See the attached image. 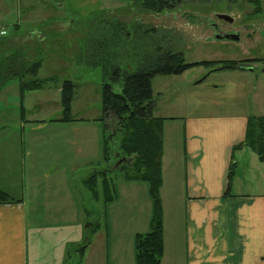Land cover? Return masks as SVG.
I'll use <instances>...</instances> for the list:
<instances>
[{
  "label": "rangeland",
  "instance_id": "rangeland-1",
  "mask_svg": "<svg viewBox=\"0 0 264 264\" xmlns=\"http://www.w3.org/2000/svg\"><path fill=\"white\" fill-rule=\"evenodd\" d=\"M57 2L29 0L26 5L24 0H0L1 172L9 165L13 178L15 170L19 181L23 177V191L31 202L27 205L30 225L84 222L92 248L83 264H99L105 223L118 219L125 224L130 212L127 207L142 205L145 211L143 204H147L148 210L152 208L147 183L127 182L130 171L117 169L120 163H128L126 159L118 163L116 157L119 133L111 132V155L103 161L107 135L100 120L103 85L109 83L114 92L121 93L124 73L143 66L157 46L181 50L186 62L239 60L248 55L264 59V0L260 13H255V6L247 0H185L161 12L146 11L135 0H66L64 7ZM217 13L229 14L234 20L219 19ZM189 15L199 16L203 22ZM211 22L223 31H236L242 39L213 38ZM250 34L258 37L246 38ZM38 60L37 74H30ZM116 69L121 76L113 80ZM214 69L196 65L178 74L157 73L151 78L153 114L169 121L162 131L165 175L177 170L182 177L183 135L178 130L189 116L264 112L263 60L233 72ZM16 71L23 74L25 82L53 80L43 88L22 92L19 79L13 76ZM66 80L74 85L73 120L67 122L56 120L63 116L61 87ZM94 171L106 174L111 201L91 197L84 181ZM139 185L144 188L139 201L133 202ZM20 189L19 185L13 188L15 192ZM99 191L103 193L102 183ZM138 218L132 214V219ZM131 220L128 222L133 225ZM92 223L99 224V231L92 230ZM68 254L66 264L78 261L77 246Z\"/></svg>",
  "mask_w": 264,
  "mask_h": 264
},
{
  "label": "crops",
  "instance_id": "crops-1",
  "mask_svg": "<svg viewBox=\"0 0 264 264\" xmlns=\"http://www.w3.org/2000/svg\"><path fill=\"white\" fill-rule=\"evenodd\" d=\"M28 1L24 0V4L28 5ZM57 3L64 7L66 0ZM256 37L250 34L246 38ZM241 39L242 36L238 41ZM243 59L264 61L251 55ZM250 116H264V112L205 113L182 121L178 130L183 135L182 177L177 170L165 175L166 165L161 159L163 250L159 264H264V161L248 147L232 149L243 141ZM166 121L165 118L164 125ZM164 147L165 141L162 150ZM231 160L235 168L229 184ZM2 167L0 155V190L20 201L0 203V264H66L69 249L81 243L88 226L79 220L72 225L63 222L30 225L27 205L31 202L23 191V177L19 181L16 170L13 178L10 166L6 165V171L4 167L1 172ZM18 185L22 189L15 192L13 188ZM142 188L139 185L137 197L131 201H139ZM143 205L145 211L142 205L136 209L127 207L128 221L132 214L139 216L138 220H131L133 225L118 219L105 223L99 264H135L133 236L151 228L152 208L148 210L149 205ZM92 224L99 231V224ZM90 248L91 242L83 260Z\"/></svg>",
  "mask_w": 264,
  "mask_h": 264
},
{
  "label": "trees",
  "instance_id": "trees-1",
  "mask_svg": "<svg viewBox=\"0 0 264 264\" xmlns=\"http://www.w3.org/2000/svg\"><path fill=\"white\" fill-rule=\"evenodd\" d=\"M185 0H135V3L146 11L161 12L170 9ZM236 2L237 0H223ZM255 6V13H260L262 0H247ZM146 62L138 70L124 73L122 91L116 93L112 86L106 83L102 87V117L106 134L103 144V161H108L111 155L112 131L119 133L118 151L116 157L128 160V163H120L117 169L126 168L130 172L128 179L140 180L147 183L152 200L151 228L146 233L135 235V264H159L163 250V217L160 199L162 184L161 156L163 147V125L165 118L154 116L155 101L152 94L151 78L157 74H178L185 69L196 66H214L217 70L244 68L256 59H228V60H200L186 62L184 53L174 48L156 47V53L147 56ZM41 61L38 60L30 69L29 73L36 75ZM20 81V90L25 92L31 89L43 88L50 84L53 79H33L25 82L22 73L14 72ZM121 76L120 70L116 69L112 79L117 80ZM8 79V78H7ZM52 79V80H51ZM73 83L70 80L63 82L61 87V104L63 116L60 121H72L70 115ZM110 132V133H109ZM243 146L252 149L260 161H264V116H250L247 120L245 137L241 143L232 147L233 151ZM117 162V161H116ZM115 162V163H116ZM130 166H129V165ZM235 162L231 160L228 169L229 184L232 179ZM104 171V170H102ZM103 173V172H101ZM94 171L86 179L85 185L94 200L103 199L109 202L113 199L112 188L109 185L106 174ZM103 186L100 194L99 185ZM20 199L10 197L0 190V203H17ZM96 229L93 227L92 229ZM90 243L89 232L77 246L78 261L80 264L85 250Z\"/></svg>",
  "mask_w": 264,
  "mask_h": 264
},
{
  "label": "water",
  "instance_id": "water-1",
  "mask_svg": "<svg viewBox=\"0 0 264 264\" xmlns=\"http://www.w3.org/2000/svg\"><path fill=\"white\" fill-rule=\"evenodd\" d=\"M216 16H217L219 19H223V20L228 21L229 23H232L233 20H234V18H233L231 15H229V14H225V13H217ZM213 38H215V39H219V40L221 39V40H233V41H238L239 38H240V36H239L238 33H234V34H233V33H222V34H215V35L213 36ZM113 132H115V131L113 130ZM122 159H123V158L119 159L118 163H120Z\"/></svg>",
  "mask_w": 264,
  "mask_h": 264
},
{
  "label": "flooded vegetation",
  "instance_id": "flooded-vegetation-1",
  "mask_svg": "<svg viewBox=\"0 0 264 264\" xmlns=\"http://www.w3.org/2000/svg\"><path fill=\"white\" fill-rule=\"evenodd\" d=\"M189 17H195V18L198 19V22H200V23L203 22V20L201 18H199V16L189 15ZM209 25L212 27V29H214V35L215 34H222V33H233L234 34L236 32V31H233V30H224L223 31L222 29L219 28V26L217 25L216 22H211V23H209Z\"/></svg>",
  "mask_w": 264,
  "mask_h": 264
}]
</instances>
